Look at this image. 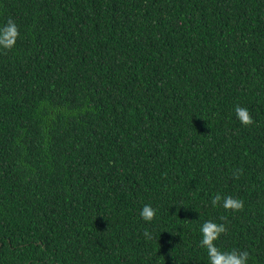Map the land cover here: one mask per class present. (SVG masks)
<instances>
[{"label":"trees","instance_id":"obj_1","mask_svg":"<svg viewBox=\"0 0 264 264\" xmlns=\"http://www.w3.org/2000/svg\"><path fill=\"white\" fill-rule=\"evenodd\" d=\"M9 19L0 264H209L207 220L264 264V0H0Z\"/></svg>","mask_w":264,"mask_h":264},{"label":"clouds","instance_id":"obj_2","mask_svg":"<svg viewBox=\"0 0 264 264\" xmlns=\"http://www.w3.org/2000/svg\"><path fill=\"white\" fill-rule=\"evenodd\" d=\"M18 37V27L13 20L9 19L7 24L3 28H0V50H11ZM234 111L242 126L250 127L253 125V118L247 108L236 106ZM211 204L213 207L220 205L226 211L231 212L242 211L244 207L242 200L231 196L222 198L220 194H216L212 198ZM140 217L146 223H151L156 218V209L146 204L140 212ZM220 219L224 220L225 217H221ZM226 232L227 229L224 224H217L212 220H207L202 224L200 228L201 239L199 246L206 250L209 264H247L249 259V253L247 251L240 252L232 250L229 252L222 251L217 247L215 242L222 234H226ZM144 236L149 240L153 238L152 234L147 230L144 231Z\"/></svg>","mask_w":264,"mask_h":264}]
</instances>
